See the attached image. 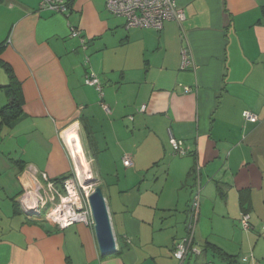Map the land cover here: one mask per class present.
<instances>
[{
  "label": "crops",
  "instance_id": "0c3cea01",
  "mask_svg": "<svg viewBox=\"0 0 264 264\" xmlns=\"http://www.w3.org/2000/svg\"><path fill=\"white\" fill-rule=\"evenodd\" d=\"M41 1L0 0V107L7 66L23 95L22 113L0 124V264H178L198 186L201 252L183 264H264V0H176L185 19L159 30L126 27L105 0H64L63 11ZM72 123L105 198L110 255L93 225L59 229L18 200L43 173H70L60 131Z\"/></svg>",
  "mask_w": 264,
  "mask_h": 264
},
{
  "label": "built area",
  "instance_id": "2783aa9c",
  "mask_svg": "<svg viewBox=\"0 0 264 264\" xmlns=\"http://www.w3.org/2000/svg\"><path fill=\"white\" fill-rule=\"evenodd\" d=\"M105 6L113 15L124 18L126 27H151L159 30L165 21L173 20L180 24L185 19L184 11L176 0H105ZM40 7L63 11L66 6L64 0H42ZM70 36L79 37L84 44L79 30L71 29ZM184 57L186 59V55ZM84 81L97 90L101 99L103 94L99 77L89 71ZM185 89L188 90L187 87ZM101 106L106 113H110V108L102 101ZM143 109L142 106L141 110ZM242 116L250 122H256L258 119V116L249 110H244ZM60 139L71 162L70 173L59 181L50 180L43 173L41 180H36L32 187L23 190L18 199L19 203L26 213L38 216L59 229L75 223L93 225L88 197L99 185L93 171V160L82 147L77 124L72 123L62 129ZM170 143L175 154H186L187 150L173 136L170 137ZM123 164L124 166L133 164L129 155L123 157ZM194 173L198 176V166L195 167ZM199 199L198 186L189 206L190 219L186 224V235L172 249V255L178 260V264H183L188 255H197L201 252L193 245ZM240 223L243 229L250 228L248 212L241 213ZM241 260H246V257H242Z\"/></svg>",
  "mask_w": 264,
  "mask_h": 264
},
{
  "label": "water",
  "instance_id": "95a60500",
  "mask_svg": "<svg viewBox=\"0 0 264 264\" xmlns=\"http://www.w3.org/2000/svg\"><path fill=\"white\" fill-rule=\"evenodd\" d=\"M88 203L93 218L98 246L101 255H110L116 251V242L113 235L107 205L102 188L97 185L88 197Z\"/></svg>",
  "mask_w": 264,
  "mask_h": 264
},
{
  "label": "trees",
  "instance_id": "16d2710c",
  "mask_svg": "<svg viewBox=\"0 0 264 264\" xmlns=\"http://www.w3.org/2000/svg\"><path fill=\"white\" fill-rule=\"evenodd\" d=\"M2 45L3 44H0V48L2 47ZM7 70H9L8 83L2 85L1 87L4 88L8 94V102L0 107V124L7 123L10 126L12 124V121L22 113L23 95L20 82L13 76L8 66ZM217 251H219V253L221 252L218 249Z\"/></svg>",
  "mask_w": 264,
  "mask_h": 264
},
{
  "label": "rangeland",
  "instance_id": "374dc122",
  "mask_svg": "<svg viewBox=\"0 0 264 264\" xmlns=\"http://www.w3.org/2000/svg\"><path fill=\"white\" fill-rule=\"evenodd\" d=\"M98 180V179H97Z\"/></svg>",
  "mask_w": 264,
  "mask_h": 264
}]
</instances>
